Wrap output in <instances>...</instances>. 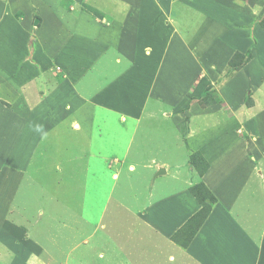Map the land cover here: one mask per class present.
Returning <instances> with one entry per match:
<instances>
[{"label": "crops", "instance_id": "crops-1", "mask_svg": "<svg viewBox=\"0 0 264 264\" xmlns=\"http://www.w3.org/2000/svg\"><path fill=\"white\" fill-rule=\"evenodd\" d=\"M64 1L50 0L44 1L41 6L38 5V11L43 9V20L40 25L37 23L38 26L35 27L29 23L33 14V9L29 7V2L25 4V0H0V95L6 94L3 91L4 88H14L16 83H20L24 89H29V86L36 81L39 84L37 89H45L46 78L51 81L55 76V71L58 74L60 71H64L73 76L76 75L75 80L77 83L81 79L78 74L89 71L93 67L99 68L100 71L104 67H113L107 61L104 64L101 63V60L109 53L111 47L117 52L115 65L121 63L122 60L119 57L124 56L122 53L126 50V46L133 48L134 56L151 60L152 66L155 65L158 58L163 59L158 71L169 56H175L181 65V63L185 62L183 58L187 55V46L192 34L189 30V21L200 22L201 18L205 17V20L210 23V29H214L218 36L220 34L224 35L221 39H226L229 32L224 31L229 30L231 32L232 28L253 34L251 27L246 26L252 20L253 14H258L256 12L258 6L254 7L253 3L258 2L260 5H264V0H68V3H64ZM21 6L22 10L25 11V17L23 18L22 16L21 19L13 17L15 10ZM21 30L23 32L19 34ZM12 32L16 34H12ZM258 32V36H260L261 32ZM33 33L36 35L35 39H31L32 49H28L29 43L27 41ZM199 33L200 28L192 34L191 41L196 44V46H193L197 50L196 54L199 52L203 53L205 50L210 51L211 62L196 64L202 67L201 70L205 72L209 71L212 60L216 58L215 56L211 57L212 53L216 55V49L221 51L224 43H222L223 41H220V43L214 41L210 34L201 35ZM249 35L251 36V34ZM31 37L34 36L32 35ZM63 37L65 38L64 40H62ZM69 42L72 45L74 43L78 44L80 47L79 52L73 51V47H68L67 44ZM250 44L251 42L234 46V48H239L240 51H243ZM256 47L257 43L254 49ZM218 54L220 56L224 55H221L220 52ZM227 55L225 54L224 57ZM257 60H260V58ZM257 60L250 62L245 72V78L249 75L253 84H257L255 82L258 81V77H254L250 70L251 66L256 67L255 63L258 62ZM152 70L156 71L154 68ZM122 71L125 72L124 70ZM259 71L261 72V69ZM239 74L243 75V72ZM262 77L261 79H263ZM205 79L204 76L199 79V83L195 91H193L194 95H199L202 88H207L211 85V80L209 82V78L208 81ZM160 83L165 84V81ZM150 84L153 88V86L158 84V81L156 82L153 79ZM52 87H54L53 84ZM104 87H106V91L107 88H111L116 94L117 101L115 104L113 103L110 109L109 106L105 105L104 108L106 109L103 113H94V107L99 105L102 99L96 101L92 98L81 102L82 105L79 103L81 108L77 113L75 111L76 107L75 110L73 109L74 112L69 113L76 114L79 117L83 115L82 118L85 120L91 118L88 120L89 122L94 118L103 120L101 125L103 133L107 129L105 123L110 116L114 117L117 122H120L121 120L118 119L121 118L122 120L130 118L131 122H143L144 114L140 113L143 107L138 100L131 102L129 115H123L125 100H123L124 95L121 94L119 76L108 79ZM104 87V92L102 93L105 94L107 92ZM159 89L162 88L155 87L154 93L161 96L164 100L168 98L169 93L166 90L155 91ZM185 89V92L182 91L181 95L176 94L177 103V100L172 101L174 105L175 103L180 107L184 105L183 109L186 105L184 102L185 97L188 95V91ZM12 91L13 93L11 94L13 96L15 91ZM104 94L102 95L103 97ZM58 98L54 97V100H48L45 103L46 105H55L56 109L54 108V112L52 111L51 113H45L44 109L40 107L33 112L22 111V108L19 107L11 108L13 113L21 115L22 128L27 126L26 128L31 130L32 134L38 131V134L42 132V135L37 138L29 137V139L24 137V140H22L23 136H21L18 148L21 150L23 160L21 161L15 156L17 165H11L8 161H4V164L6 167L12 166L23 170V175L26 174V178L35 177L42 173L47 174V181L54 182L52 185L56 187L52 193L57 197V200L60 198H64V200L70 199L73 202L79 199L83 200L79 210H76L78 215H81L82 211L80 209L85 206L87 199L85 186H97L103 183L104 179L98 175L90 177V170L80 176L74 174L62 175L64 167L61 164L56 166V169L60 171L54 169V165L48 166L44 163L40 164V162L39 166H33V158L38 153L44 152V149H46V144L44 145V143L48 139L51 142L58 143L54 149L56 153L59 151L60 144L58 140L52 137L55 133H52V136L49 134L54 131L52 125L54 128V125L65 122L71 115L68 112H65L66 114L64 115L60 112L62 105ZM182 98H184V101ZM0 108L7 110L1 104ZM169 114L167 120L171 122L173 114ZM182 115L180 114L179 117H182ZM151 117L149 118L150 120L154 118V116ZM210 117L206 113L193 116L190 125L191 130L187 133V139L185 140L190 144H196L194 148L200 149L209 161V167L204 171L199 181L204 182L217 198L216 202L212 204V209L208 216L197 227L192 239L185 245L176 242L173 237L178 231H182L188 220L200 211L202 208L201 202L189 189H173L165 195H155L152 183L155 181V177L158 176L159 168L164 167L166 169V167L158 166L154 168L153 165L148 164L149 168L153 167L155 169L153 171L155 177L149 183L148 193L144 194L146 205L141 207V201L139 198L137 199L140 194H128L129 199L134 201L131 204L132 207L129 208L134 209L133 215L140 219L143 226L135 217L136 224L129 222L130 218H133L129 208H125L122 212H127L130 216L127 214L120 217L111 213L112 217L106 219L109 220L110 224L105 221V224H101L98 227V222L96 224L89 223L90 225H96V231L99 234V238H102V244L108 245L106 250H100L102 253L101 258L105 259L106 264H134L135 260L140 261L141 259H148L150 261L148 262L149 264H156L157 262L153 256L160 255L156 251L158 247L154 245L157 237L173 239L172 247L176 245L181 249L179 256L185 255L186 258L191 256L192 260L197 261V264H258V255H261L264 251V220L258 219L254 224L252 217L262 218L261 215H263L258 204H260V199H262L261 195L264 197V117L261 121L258 120L260 127L256 129L253 127L252 117L245 119L243 123L244 132L235 130L236 121L238 120L234 115L227 119V123L225 121V125L215 123L213 117ZM45 119H47L48 124L43 123ZM158 119L161 120V118ZM209 122H213V124ZM50 123H52L51 127ZM120 124H122V128L123 126L126 127L123 122H120ZM153 125L155 129V124ZM5 128L7 133L8 127L6 126ZM90 131V129H84L85 140L86 138L88 140L91 139L93 131L91 133ZM175 134L177 135V131ZM42 136L45 137L43 141H37ZM112 136L114 137L110 138L111 136H107L106 139L101 140L103 137L101 135L99 140H95L94 144L91 143V146L86 147L87 151L84 149V152L89 153L87 158L90 159L87 168L92 160L108 169L110 166L113 167L115 165L114 159L129 157L127 154L131 151L134 140L129 141L131 143L128 142L122 151L117 152L110 150V148L118 143L120 144L121 141L118 140L116 135ZM165 136H168V139L169 137L171 138L173 136L171 130L167 131ZM18 153L19 150L17 149L16 155ZM120 155L123 156L119 157ZM122 159L121 166H125L126 161ZM2 162H0V169L3 168ZM12 167L8 168L5 175L0 171V254L3 259L0 260V264H50L46 255V251L50 247H44L39 240L28 233L27 229L15 224L12 219V216L16 214H13V209L16 208L15 202L18 197L14 189V186L16 184L18 186V183L15 182L16 179L12 176V174H15L14 170L11 172ZM35 167L37 169L32 171V168ZM17 174L20 175V172ZM164 174H168L167 169ZM92 178H94V181ZM62 185L64 187H61ZM82 190H84L83 196ZM113 192L109 189L105 194L103 220L105 214L108 213L109 200L112 198ZM254 195L256 197L253 200ZM90 200L94 201L95 198ZM136 200H138V203H136ZM23 207L24 205L22 204L17 206V209L20 211ZM118 207L123 209L121 206ZM142 216L143 220L141 219ZM41 218L39 219L41 220ZM84 220L86 221V219ZM127 224L129 225L127 226ZM118 225L121 227L119 228ZM113 227H118L115 234L127 232L133 238L135 237L134 242L139 240L140 233H145L144 228L153 231L154 234H152V238L146 236L148 241L146 245H139V248L137 244L131 245L132 249H129L131 255H128L125 253V246L119 245L116 241L113 242V238L116 236L114 233L113 235L110 234L112 232L111 229H114ZM104 228L109 230L110 237L102 235ZM125 228H127L126 231ZM91 235L92 231L88 233L87 238L82 239V245L80 244L69 250V253H67L69 263L77 261L76 258L79 257L80 260L78 262L91 264V258L88 257V251L86 250V245ZM143 237L145 238V236ZM150 245H154L155 249H149L148 246ZM256 246L259 247V251ZM80 250L84 252L80 253ZM101 253L98 251V254ZM168 256L171 259L173 258L172 255ZM263 261L261 264H264Z\"/></svg>", "mask_w": 264, "mask_h": 264}, {"label": "rangeland", "instance_id": "rangeland-1", "mask_svg": "<svg viewBox=\"0 0 264 264\" xmlns=\"http://www.w3.org/2000/svg\"><path fill=\"white\" fill-rule=\"evenodd\" d=\"M44 1L50 0H25V4L29 2V7L33 9V14L29 20L32 26L34 25L36 27L38 26L37 23H39V25L42 23L43 9L38 11V5L41 6L44 4ZM64 3H68V0H65ZM253 4L254 7L258 6L256 8L258 14L254 13L250 23L246 25L247 27H251L253 34L244 30L232 28L231 32L229 30L224 31L229 33L226 39H221L224 35L220 34L219 38L218 33L214 31V29L209 28L210 23L205 20V17H202L200 22L189 21V30L192 34L200 28L199 34H210L214 41L218 43L223 41L222 43H224L222 44L223 47L221 51L216 49V55L212 53L211 57L215 56L216 58L212 60L209 71H202V67L196 64H207L209 61L211 62L209 55L210 51L205 50L203 53L199 52L196 54L197 50L193 48L196 44L191 41L193 37L191 34L189 45L187 46V55L183 58L185 62L181 63V65L175 56H169L158 71L159 65L162 64L163 59L158 58L155 65L152 66V61L148 58L145 59L142 57L138 58L136 55L134 56L133 48L129 46H126V50L122 53L124 56L121 58L119 57V59L122 60L121 63L115 65L117 52L111 47V50L104 56L101 63L104 64L107 61L113 65V67H104L102 71H100L99 68L93 67L89 71L78 74L81 79L77 83L75 80L76 75L73 76L64 71H60L58 74L55 71V76L51 81L46 78L45 89H37V85L39 86V84L36 81V83L33 82L29 86V89H24L20 83H16L14 88L9 87L8 89H3L6 94L0 95V104L3 108H7V110L0 108V162L3 161V168H1L0 171L3 172L4 175L8 168L12 167H6L4 161L10 162L11 165H17L15 156L21 159V161L23 160L21 150L18 148L21 136H23L22 140H24V137L29 139V137L37 138L42 135V132L38 134V131L32 134V131L26 128L27 126L22 128L21 115L13 113L11 111L13 107L14 109L19 107L22 108V111L27 110L28 112L36 111V108L40 107L44 109L45 113H51L52 111L54 112V108L56 109L55 105H46L45 103H47L48 100H54V97H59L58 100H60V104L62 105V110L60 112L64 115L66 114L65 112H74L75 107L77 108L75 110L77 113L81 108V102L93 98L96 101L102 99L100 103L104 106L99 103V105L94 107V113L101 114L106 109L104 108L105 105L109 106L110 109L113 103L115 104L117 101L115 91L113 92L111 88H107L106 91V87H104L108 79L116 76H119L120 90H122L121 94L124 95L123 100H125L123 115H129L128 112L131 111V102L138 100L143 107V110L140 112L144 114L143 122H131L130 118L126 120H122L121 118L118 120L126 124V127L123 126L122 128V124L117 122L114 117L110 116L105 123L107 129L104 133L101 129L103 120H96V118H94L89 122L88 120L91 118L85 120L82 118L83 115L79 117L76 114L69 113L71 116L67 118L65 122L54 125V128L52 123L49 124L50 127L52 125V129H54L49 135L55 133L54 136H52L53 134L51 136L58 140L60 144L59 151L56 153L54 149L58 143L51 142L48 139V141L44 143V145L46 144V149H44L43 146L44 152L38 153V155L33 158V166H39L44 163L48 166L54 165V169H56V166H60L61 164V166L64 167L62 175L74 174L80 176L84 173H88V170H90V177L98 175L100 178L104 179L103 183L97 186H85L87 199L85 201V206L80 209V211H82L81 215H78L76 210H79L83 200L81 201L79 199L76 200V202L70 199L64 200V198L57 200V197L52 193L56 187L52 185L54 182L47 181V174L42 173L35 177L30 176L26 178V174L23 175V170L12 167L11 172H13V170L15 171V174H12V176L15 177V182L18 183V186L16 183L14 186L15 194L16 196L18 195V197L15 202L16 208L13 209V214H16L12 216V219L15 224L27 229L28 233L39 240L44 247H50V249L46 251L50 264H85L83 262H78L80 260L79 257L76 258L77 261L69 263V260H67V253H69V250L73 247L80 244L82 245V239L91 231L92 235L89 237L88 244L86 245L88 257L91 258V264H106L105 259L101 258L102 253L100 250H106L108 245L102 244V238H99V234H97L96 225L90 224H96L98 222V227L101 226V224H105V221L110 224L109 220L106 219L112 217L111 213L119 215L120 217L126 216L128 213L122 211H124L125 208L132 207L131 204L134 201H132V199L130 200L128 195L131 193H136V195L140 194L137 199L139 198L141 201V207H144V205H146L144 194L148 193L149 183H151L153 177H155L153 172L155 169H153V167L165 166L168 171L167 175L160 174L155 177V181L152 183L155 195H165L167 192H170V190L181 188V190L189 189L200 202L201 199L206 197L212 199V195L215 197V200H217L209 187L206 189L197 187V184L202 182L199 181L201 176H203L204 171L209 167V161L200 149L194 148L196 144H190L185 140L187 139V133L191 130L190 125L193 116L205 113L210 115V118L213 117L215 123L222 125H225V121L226 123L228 122V118L230 119L233 115L236 116L238 121H236L235 130L238 132H244L243 123L245 119L249 117L253 118L254 129L260 127L258 120L261 121L264 117V5H260L258 2ZM15 11L13 17L20 19L22 16L23 18L25 17V11L22 10V6ZM36 20H38L37 23ZM218 29H220V27H218ZM258 31L261 32L260 36H258ZM22 32L23 30L19 31V34ZM12 34L16 33L12 32ZM249 34H251V36ZM32 35L34 37H31ZM32 35L29 36L27 41L29 43L28 49H32V40L35 39L36 34L33 33ZM64 39L63 37L62 40ZM250 42L251 44L246 49L244 48L243 51H240L239 48H234V46H240ZM256 43L257 47L254 49ZM67 46L73 47V51L75 52H79L80 50V47L78 44L76 45V43L72 45V43L69 42ZM218 52L224 55L220 56ZM225 54L228 55L224 57ZM259 58L262 61L257 60ZM254 60L258 61L255 63L257 68L251 66L250 71L253 72H251V74L254 77H258V81L255 82L257 84L251 83L249 75L245 78L247 66ZM152 68L156 69V71L152 70ZM259 69H261V72ZM240 72H243V75L239 74ZM203 76L206 78V81H208L209 78V82L211 80L212 83L209 87L202 88L199 95H194L193 91H195L199 79L203 78ZM261 77L263 79H261ZM153 79L156 82L158 81V84L152 88L150 83ZM103 81L105 82L103 83ZM162 81H165V84H161L160 82ZM52 84L54 87H52ZM40 86L42 87L41 84ZM103 87L107 92L105 94L102 93L104 92ZM155 87L162 88L155 90L156 92L166 90V92L169 93L168 98L164 100L161 96L155 94L153 91ZM184 88L188 91V95L185 97V101L184 98H182L186 104L183 109L184 105L180 107L176 104L178 102L176 94L181 95L182 91L185 92ZM12 90L15 91V95L13 96L11 94L13 93ZM103 94L104 97L102 96ZM171 94L175 97H172ZM172 101H176L175 105L172 104ZM79 103L81 104L80 106ZM169 113L173 114L171 122L167 120V116L170 115ZM180 114H183L182 117H179ZM151 116H154V118L150 120L149 118H152ZM158 118H161L162 121ZM43 123L48 124L47 119H45ZM209 123L213 124V122ZM153 124H155V129ZM6 126L8 127L7 133ZM84 129L93 131L91 139L88 140L86 138L85 140V134L83 133ZM103 129L105 128L103 127ZM169 130H171L173 136L168 139L165 133ZM176 131L177 135L175 134ZM101 135L103 136L102 138ZM112 135H116L118 140L121 141L120 144L116 142L117 145L110 148V150H115L117 152L122 151L129 141L134 140L131 151L127 154L129 157L122 159L119 157L123 155H120L118 157L119 159H114L115 165L113 167L110 166L108 169L92 160V164L89 163L87 168L90 159L87 158L89 153L86 152V147L91 146L96 142L95 140H99L100 138L101 140L106 139L107 136L113 138L114 136ZM44 138L45 137L42 136L38 138L37 141L41 142ZM17 149L19 153L16 155ZM84 149L86 150L85 152ZM121 159L126 161L125 166H121ZM148 164L153 165V167L149 168ZM35 169H37V167L32 168V171ZM56 170L60 171L58 169ZM18 172H20V175L17 174ZM42 176L44 177L42 178ZM92 179L94 181V178ZM78 182L80 183V181ZM61 187L64 186L62 185ZM109 189L114 192L113 196H111L112 198L109 200L108 213L105 214L103 220V201ZM83 194L84 190H82V196ZM261 196L262 199H260V204L258 205L263 215H261L262 218L252 217V222L254 224L258 219L264 220V197L263 195ZM91 197L95 198V200H90L92 199ZM255 197L254 195L253 200ZM136 203H138V200H136ZM22 204L24 207L19 211L17 206ZM201 204L203 207L204 203L201 202ZM205 204V208H208L210 205L208 202H205ZM118 206H121L123 209H119L120 207ZM129 211L132 215L133 212H135L133 208H129ZM40 217H42L41 220L39 219ZM134 217L136 219L138 218L133 215V218H130L129 221L132 222V224H136V219ZM84 219H86L88 223ZM141 219L143 220V216ZM201 219L202 216L193 219L191 224L184 226L182 231H178L174 235L173 239L178 243L188 244ZM138 220L140 221V219H137V221ZM140 224L143 226L141 221ZM128 225L129 224H127V226ZM118 227L120 228L121 226L118 225ZM118 227H113L114 229H111L112 232H110V234H115ZM109 228L111 227L109 226ZM255 228L257 229V227ZM126 230L127 228H125V231ZM143 230L145 233H140V236L138 234L140 237L138 241L136 240L134 242L133 240L135 237L133 238L132 235L126 232L123 234L116 233L113 242L116 241L119 245L125 246V253L131 255V251L129 250L132 249V247H130L131 245L137 244L138 248L139 245H146L148 243L146 236L152 238V234H154L153 231L149 229L144 228ZM103 231L102 235L110 237L107 228H104ZM143 236H145V238ZM170 239L165 237L156 238V244L154 245L158 247L156 251L160 253V255L153 256L157 262L156 264H197V261L192 260L191 256H188L189 258H186L185 255L179 256L181 249L176 245L172 247L171 244L173 239ZM154 245L148 246L149 249H155ZM173 248H175V250H173ZM256 248H258L259 251V247L256 246ZM256 248L254 247L255 250ZM98 251L101 254H98ZM79 252L83 253L84 251L80 250ZM168 255H172L173 258L171 259ZM1 256L0 254V260L2 259ZM263 260L264 251L261 255H258L257 263L261 264ZM148 262H150L148 259H141L140 261L135 260L134 264H149Z\"/></svg>", "mask_w": 264, "mask_h": 264}, {"label": "trees", "instance_id": "trees-1", "mask_svg": "<svg viewBox=\"0 0 264 264\" xmlns=\"http://www.w3.org/2000/svg\"><path fill=\"white\" fill-rule=\"evenodd\" d=\"M197 187H200V188H203V189H206L207 188V186H206V184L205 183H198L197 184ZM211 195H212V193H211ZM198 196H199V194H198ZM209 200V201H208ZM216 200H215V197L212 195V199H210V198H208V197H206V198H204V199H201V202L202 203H204V205H203V207L200 209V211H198L192 218H190L189 220H188V223H186V225L185 226H188V225H190L191 224V222L193 221V219H195V218H197V217H199V216H202V219H201V221L199 222V224H198V227L203 223V221H204V219L208 216V214H209V212L211 211V209H212V204L215 202ZM205 202H208L210 205H209V207L208 208H205ZM195 234V232L193 233V235ZM193 235H192V237H193Z\"/></svg>", "mask_w": 264, "mask_h": 264}, {"label": "water", "instance_id": "water-1", "mask_svg": "<svg viewBox=\"0 0 264 264\" xmlns=\"http://www.w3.org/2000/svg\"><path fill=\"white\" fill-rule=\"evenodd\" d=\"M38 22V20H36V23ZM164 173H166V169L164 168V167H161V168H159V170H158V172H157V175H159V174H164Z\"/></svg>", "mask_w": 264, "mask_h": 264}]
</instances>
